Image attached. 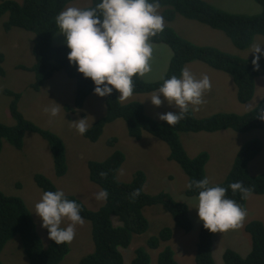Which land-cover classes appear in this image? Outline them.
Here are the masks:
<instances>
[{
    "label": "trees",
    "instance_id": "16d2710c",
    "mask_svg": "<svg viewBox=\"0 0 264 264\" xmlns=\"http://www.w3.org/2000/svg\"><path fill=\"white\" fill-rule=\"evenodd\" d=\"M73 0H1L0 18L8 14L5 30L18 27L35 33L33 40V53L35 62L32 66L22 65L20 68L35 73V81L31 87L40 90L46 80L51 78L58 70L77 80L75 108H82L87 97L94 93V82L85 78L78 72L77 67L70 63L67 45L54 44V36L59 32L55 23L57 14ZM262 11L258 14L231 13L225 11L206 0H160L163 8V17L173 21L177 15L205 23L212 28L220 29L240 49L251 46L255 37L264 36V0H256ZM99 0L85 7L91 8ZM150 42L168 44L173 51L170 65L162 78L179 76L181 70L189 62L199 60L207 63L214 69L230 74L237 87L240 102H248L255 93L256 79L264 75V58L260 61V69L252 64L253 57L244 58L233 53L223 51L211 45H198L182 37L172 27L165 26L163 32L151 37ZM5 55L0 51V75H5L2 63ZM147 81L143 77H134V93H149L157 91L163 79ZM6 93L13 97L10 109L16 124L8 125L0 122V152L4 142L9 141L17 148H22L25 134L29 131L37 132L44 137L51 148L55 171L63 176L68 171L66 144L57 133L39 127L27 119L19 109L21 94L12 90ZM119 92L114 91L105 96L106 114L98 119L84 136L91 141H97L104 131L107 123L116 119H124L127 123L128 133L132 138L140 139L145 131L159 137L170 146L169 159L180 164L187 173L189 181L207 177L206 165L210 159L207 151L191 157L181 139L182 132H215L223 129H234L246 132L256 128L264 129V97L260 103L246 113L216 112L214 114L198 117L194 111L174 126L166 121L151 117L143 103L132 101L126 104L119 100ZM66 109L70 107L66 105ZM117 138L112 137L108 143L114 146ZM263 149L262 140L255 138L243 144L237 153L233 166L226 178L218 183L223 187L235 181H243L245 186L252 188L251 194H264V173L252 174L250 163ZM125 153L114 151L104 160H91L89 162L90 179L102 189H107V201L98 210L90 209L80 198L66 194L68 199L75 200L82 206L81 215L92 222L94 251L85 255L80 264H125L122 249L128 248L135 235L143 234L149 227V221L144 214L147 206L162 204L170 212L175 223L181 229L190 231L193 222L189 213V205L173 197L170 192L160 191L150 194L144 190L146 173L138 170L130 182L120 181L118 171L125 161ZM104 172L107 175L102 176ZM37 184L44 190H57L55 183L42 173L35 176ZM217 185V184H212ZM142 189L141 195L135 200L130 193L135 189ZM188 196H196L195 191L186 189ZM228 197L234 199L244 209L247 199L241 197L239 192L233 194L229 188ZM246 231L252 238V248L246 256L232 248H226L223 257L225 264H264V222L259 219L251 220L246 224ZM48 232V229H46ZM15 235H20L28 264H59L70 250L69 244H56L50 239L47 247L40 237L33 215L23 198L7 194L0 190V256L6 243ZM173 237V228L165 226L157 235L150 237L148 246L159 248L163 242ZM136 255L131 264H151V256L144 246L136 249ZM197 264H216L213 256V232L200 227L199 241L196 251ZM0 264H3L0 258ZM157 264H179L175 252L170 245H166L159 253Z\"/></svg>",
    "mask_w": 264,
    "mask_h": 264
},
{
    "label": "rangeland",
    "instance_id": "374dc122",
    "mask_svg": "<svg viewBox=\"0 0 264 264\" xmlns=\"http://www.w3.org/2000/svg\"><path fill=\"white\" fill-rule=\"evenodd\" d=\"M16 1L22 2L23 0ZM206 1L231 13L258 14L262 11V6L256 0ZM91 3L92 0H73L64 9L67 7L85 8ZM159 11L163 15V8L160 7ZM7 19L8 14L0 18V51L5 55V60L2 63L5 75H0V122L8 125L16 124V119L12 116L10 109L13 97L7 94L6 90L20 93L19 109L23 115L39 127L57 133L64 140L68 171L63 176L56 174L48 141L39 133L29 131L25 134L22 148L15 147L9 141L5 140L4 142L0 152V190L24 199L33 215L43 244L47 247L50 242L48 232L41 226L42 220L34 212L35 204L44 192L36 182V174L46 175L58 189H62L66 194L77 196L90 209L98 210L105 201L95 199L94 193L99 192L102 188L90 179L89 162L104 160L114 151L121 150L125 153L126 158L118 171V179L130 182L136 171L143 170L147 176L144 190L150 194L167 191L175 199L186 202L189 205V213L193 222V228L190 231H185L177 226L164 205L155 204L145 207L144 214L149 221V227L145 233L135 235L128 248L122 249L125 264H131L136 255L135 251L140 246H144L149 252L151 264H157L159 253L166 245L173 248L179 264H197V244L200 227L203 225V221L199 220L198 210L194 207L198 203V197L186 194L189 177L179 163L169 159L170 146L168 143L148 131H145L140 139L132 138L128 133L126 121L121 118L107 123L97 141H91L84 135H80L72 126L73 121L87 116L92 126L106 114L105 97L91 93L82 108H75L77 80L70 77L65 70L56 71L51 78L45 81L40 90L33 89L31 85L35 81V73L20 67L22 65L30 67L35 62L33 53L35 33L18 27L6 31L5 22ZM165 25L172 27L182 37L195 44L215 46L244 58L254 56L250 53L254 43L264 42V36L258 35L251 46L240 49L232 43L224 31L182 15H177L171 22L165 20ZM54 44L66 45L65 36L57 33L54 36ZM151 44L154 50L151 60L152 70L143 76L147 81L161 79L165 75L173 55L172 48L168 44L154 42ZM185 66L197 78L206 73L212 81V89L205 93L204 103L197 106L198 110L194 111L198 117H205L216 112L246 113L254 109L264 97V75L257 77L252 99L248 102H240L238 87L230 74L214 69L199 60L189 62ZM156 92L134 93L126 100H119L123 104L132 101L143 103L146 112L157 120H160L159 113L178 111L175 106L168 105L166 101L160 107L153 105L149 97ZM55 101L61 105L60 115L50 118L44 112V108L54 104ZM66 105L70 107L69 110L66 109ZM112 137H116L118 140L114 146L108 143ZM255 138L263 142L262 151L251 161L249 166L250 172L256 175L264 173L263 128L246 132L229 128L215 132L181 133L182 142L191 157L202 151H207L210 154L206 165V175L211 184H218L226 178L240 148L245 142ZM246 211L247 215L240 228L224 233L213 232V256L216 264H225L223 254L226 248H232L242 256H246L250 252L252 238L245 227L248 222L254 219L264 222V194H251L247 199ZM84 220L83 226H77L76 237L69 244L70 250L59 264H80V260L85 255L94 251L92 222L86 218ZM68 223L65 221L62 226L66 227ZM165 226L173 228L172 239L163 242L159 248L149 247V238L157 235ZM0 258L3 264H28V256L20 235H15L6 243Z\"/></svg>",
    "mask_w": 264,
    "mask_h": 264
},
{
    "label": "clouds",
    "instance_id": "9594fccd",
    "mask_svg": "<svg viewBox=\"0 0 264 264\" xmlns=\"http://www.w3.org/2000/svg\"><path fill=\"white\" fill-rule=\"evenodd\" d=\"M160 7V0H99L94 7H67L57 14L58 33L65 36L70 49L68 59L85 78H91L95 94L105 97L117 91L118 98L126 100L134 94V77L151 72L154 50L150 39L163 32L166 26ZM250 53L254 54L252 64L259 70L264 58V42L254 43ZM162 79L157 92L149 98L157 107L166 101L178 109L159 113V119L170 126L179 123L190 111H197V106L204 103L205 93L213 86L208 74L197 78L187 66L179 76ZM60 106L55 101L46 106L44 112L50 118L58 117ZM72 126L84 135L91 125L85 116L73 121ZM101 175L107 174L102 172ZM186 187L198 194L194 207L204 228L224 233L242 226L247 211L227 193L230 188L233 194L239 192L242 198H248L252 188L245 186L243 181L232 182L226 188L212 185L205 177L189 181ZM141 192L139 188L133 190L131 199L138 198ZM94 196L97 201H107L109 193L102 189ZM81 210L80 204L68 199L62 189H57L44 191L34 212L41 218V226L48 229L49 238L61 245L70 244L76 237L77 226L84 225ZM65 221L69 222L66 227L62 226Z\"/></svg>",
    "mask_w": 264,
    "mask_h": 264
}]
</instances>
